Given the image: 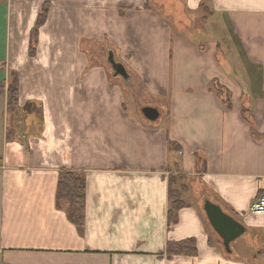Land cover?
<instances>
[{"label":"crops","instance_id":"crops-1","mask_svg":"<svg viewBox=\"0 0 264 264\" xmlns=\"http://www.w3.org/2000/svg\"><path fill=\"white\" fill-rule=\"evenodd\" d=\"M166 1L0 0V264H264V0L178 2L212 33L175 29ZM64 171L85 179L82 227L56 207ZM206 200L245 228L230 254ZM188 239L196 255L167 252Z\"/></svg>","mask_w":264,"mask_h":264},{"label":"trees","instance_id":"trees-1","mask_svg":"<svg viewBox=\"0 0 264 264\" xmlns=\"http://www.w3.org/2000/svg\"><path fill=\"white\" fill-rule=\"evenodd\" d=\"M48 10V4L42 6L40 15L37 18L35 28L32 33L33 40L35 39L39 28L43 26L46 22ZM33 51V45H31L29 49V54L33 55ZM0 95H4V83L0 84ZM6 97L7 115L11 118H18V86L17 78L13 75L12 81L7 88ZM28 109L29 106L26 107V110ZM8 136L9 134L7 133V138ZM169 147L172 148L173 144L169 143ZM84 195L85 179L82 174L72 171H64L59 174L56 189V207L62 208L65 206V211L68 219L77 227L83 226ZM168 199V214L171 217L174 213L184 207V204L180 200V194L171 190V187L169 189ZM167 252L172 255L194 256L196 255L195 241L193 239H188L182 242L168 244Z\"/></svg>","mask_w":264,"mask_h":264},{"label":"water","instance_id":"water-1","mask_svg":"<svg viewBox=\"0 0 264 264\" xmlns=\"http://www.w3.org/2000/svg\"><path fill=\"white\" fill-rule=\"evenodd\" d=\"M106 61L111 66L113 75L120 77L125 84L130 85L129 75L120 63L115 62L114 55L111 51H108ZM141 113L150 122H155L159 118V113L156 108L145 107L141 110ZM203 211L208 224L221 240L224 251L230 254V244L244 235L245 228L242 224L225 214L220 207L207 200L203 202Z\"/></svg>","mask_w":264,"mask_h":264},{"label":"rangeland","instance_id":"rangeland-1","mask_svg":"<svg viewBox=\"0 0 264 264\" xmlns=\"http://www.w3.org/2000/svg\"><path fill=\"white\" fill-rule=\"evenodd\" d=\"M180 1L181 0H168L166 1V6L162 7V9L165 11L164 16L169 18V21L172 22L175 29L179 31L186 30L192 33H197L199 31H210L212 33L219 30V27L217 25H204L200 18L203 15L202 12H200V14L187 13L185 14L186 19L183 20L182 7L178 3ZM221 28L224 29L223 27ZM90 52L91 55L95 56L96 59H101L106 68H108L109 70L111 69V66L106 61L107 50L95 46L90 50ZM109 74H113L112 69L109 71ZM12 75L16 77L15 74L12 73ZM117 78L121 79L120 77Z\"/></svg>","mask_w":264,"mask_h":264},{"label":"built area","instance_id":"built-area-1","mask_svg":"<svg viewBox=\"0 0 264 264\" xmlns=\"http://www.w3.org/2000/svg\"><path fill=\"white\" fill-rule=\"evenodd\" d=\"M250 214L264 215V194L260 195L250 206Z\"/></svg>","mask_w":264,"mask_h":264}]
</instances>
